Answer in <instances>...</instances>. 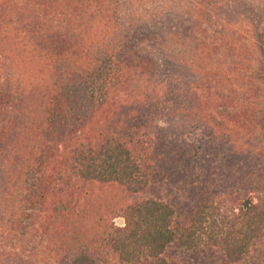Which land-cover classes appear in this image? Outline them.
<instances>
[{
	"label": "trees",
	"instance_id": "trees-1",
	"mask_svg": "<svg viewBox=\"0 0 264 264\" xmlns=\"http://www.w3.org/2000/svg\"><path fill=\"white\" fill-rule=\"evenodd\" d=\"M120 4L0 0V264H246L264 239V149L235 131L256 144L264 74L195 23L182 42L177 22L134 32L141 17L111 38ZM144 41L170 58L189 43L196 79L158 74Z\"/></svg>",
	"mask_w": 264,
	"mask_h": 264
},
{
	"label": "rangeland",
	"instance_id": "rangeland-1",
	"mask_svg": "<svg viewBox=\"0 0 264 264\" xmlns=\"http://www.w3.org/2000/svg\"><path fill=\"white\" fill-rule=\"evenodd\" d=\"M120 2L121 4L117 9V16L120 18V26L117 25L115 29L109 28V32L112 31L111 33H113L111 38L113 35L122 34L124 28L131 30L130 27L133 25L130 26V24L133 20H137L141 17L139 21L142 23L140 24L137 22V25L133 30L134 32H137L136 28L139 27L144 31L149 29L150 33L155 34L157 33L155 32L157 28L165 24L177 22L173 26L178 27V32L175 33V30H173L174 39L172 41L182 42L180 38H183L187 34V31L186 29H183V26L195 23L199 24L203 33H206L209 36L215 38L228 36L231 39H237L236 41L238 42H244L249 50L247 64L250 70L254 75L258 73L264 74V0H120ZM215 30H217V32ZM189 32L192 33L199 31L189 29ZM166 38L168 40V35H166ZM105 40L107 39L105 38ZM167 40L164 43L168 42ZM181 42L172 43L171 52L175 55L171 58L167 57L165 54L162 55L156 46H154L153 49L149 48L145 41L140 44V47L142 49H147L145 50V54L148 53L153 57L155 61L153 63L154 66H158V74L163 76L166 74V77L171 78V80H178L180 82L192 81L196 79L199 68L196 64L187 62L190 55L186 50L189 49V52L191 53V46L189 43H185L187 47L185 48ZM192 46H194V44H192ZM260 78L261 88H264V76H260ZM258 99L259 104H255V106L258 105L256 110L263 111V118H258L260 124L256 123L258 127L249 135L256 137V144L253 145L254 148L252 146L244 147L245 144H248V133L239 129L235 131V134L238 135L241 143H244L239 149L249 150V153L253 152L256 154L264 149V147L260 145L261 140H259L264 138L263 90L259 92ZM177 119H160L156 121L155 124L160 128H166L164 130L165 132L171 133L175 128L174 122ZM179 120L180 119H178V121ZM224 124L227 126L229 125L228 127L230 128L231 120L229 118L225 119ZM250 148H252V150ZM225 155L226 154L223 155V158ZM237 156L238 154L234 157L236 158ZM240 156L241 162H237L234 166L240 167L241 171H243L246 170V168L243 167L252 163V159L248 153L240 154ZM228 162L229 164L232 163L231 160ZM258 165L260 166L261 164ZM216 168L219 169L218 166H216ZM260 171L264 175V167ZM215 175V183L218 184V177H221V174L217 171ZM210 179L211 178L208 176L207 180L209 181ZM23 186L28 187V184H24ZM168 190H170L169 193L171 194L166 198L170 199L172 197L173 200H178V203L180 198L174 196L176 195L174 189L169 188ZM168 190H166V192ZM24 194L25 192L21 191L20 193H17V197ZM262 203H264V197H262ZM25 210L27 211L28 209L26 208ZM113 222H115L116 226H121L123 220L120 217H116ZM25 223L26 220L22 222V224ZM3 234L5 233L3 232ZM25 248L28 250L30 246L26 245ZM246 264H264V239H262V241L256 245L255 250L249 254Z\"/></svg>",
	"mask_w": 264,
	"mask_h": 264
}]
</instances>
